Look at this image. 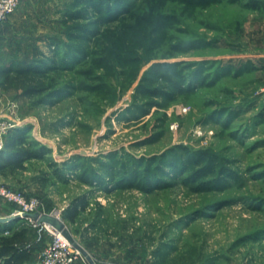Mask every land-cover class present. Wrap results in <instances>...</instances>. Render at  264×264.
I'll return each instance as SVG.
<instances>
[{
	"label": "rangeland",
	"instance_id": "374dc122",
	"mask_svg": "<svg viewBox=\"0 0 264 264\" xmlns=\"http://www.w3.org/2000/svg\"><path fill=\"white\" fill-rule=\"evenodd\" d=\"M87 2L23 0L0 34V69L51 66L0 88V123L46 152L0 185L60 212L96 264H264V14L232 0ZM154 63L170 66L153 76ZM1 227H26L40 263L47 235L16 217Z\"/></svg>",
	"mask_w": 264,
	"mask_h": 264
},
{
	"label": "trees",
	"instance_id": "16d2710c",
	"mask_svg": "<svg viewBox=\"0 0 264 264\" xmlns=\"http://www.w3.org/2000/svg\"><path fill=\"white\" fill-rule=\"evenodd\" d=\"M232 1L239 4L243 10L264 14V0ZM89 3L90 2L88 0L87 4ZM48 61L49 59H34L24 62L21 65L23 66L22 68L9 66L6 69H0V88H11V74L13 73L19 76H34L44 74L46 72V69H49L51 67L48 65ZM12 65L14 64L12 63ZM169 66L170 65L168 63H154L151 65L149 71L151 72V74H153V76H158L159 74L166 73L165 71ZM23 89L24 88H21V90ZM41 90L44 89H41L40 87H27L23 90V94L26 97H31L36 93L41 92ZM148 90L149 89H147L143 93L149 94L153 97H156V95H158L157 91ZM7 135L8 136H6L4 148L0 152V177H4L7 174L24 172L26 171V164L28 162L34 159L41 158L43 154H46V152H44L45 150L42 147L38 149V146L40 145H38L37 142L28 140V137L23 129L14 128L10 130ZM86 205V202H82L79 205L74 204L71 209L65 214V218L68 220V222L71 224L75 223L78 215L80 214V211L85 210ZM9 206L12 207L11 205ZM20 220L25 221L24 219ZM2 225L3 224H0V264H28L29 262H31L34 247L26 243L28 229L24 227L21 230H17V228L13 227H1ZM3 233L6 234L3 235ZM152 254L156 260L163 262L166 260L168 252L165 250H161V248H155L152 251ZM190 254V259L195 257L193 252ZM196 263L212 264L210 260L205 263H202L200 260L189 261V264Z\"/></svg>",
	"mask_w": 264,
	"mask_h": 264
},
{
	"label": "built area",
	"instance_id": "2783aa9c",
	"mask_svg": "<svg viewBox=\"0 0 264 264\" xmlns=\"http://www.w3.org/2000/svg\"><path fill=\"white\" fill-rule=\"evenodd\" d=\"M23 0H0V25L4 23L10 15L15 13ZM19 123H0V152L5 145L8 132L18 126ZM0 202L13 207L11 216L21 217L23 214L47 213L43 209L39 199L27 197L23 192L7 188L0 185ZM55 213L61 217L60 212ZM27 223L33 225L38 232V237L44 235L49 237L41 256L39 264H73L80 254L71 246L69 241L52 227L46 224L36 225L30 218L24 219Z\"/></svg>",
	"mask_w": 264,
	"mask_h": 264
},
{
	"label": "water",
	"instance_id": "95a60500",
	"mask_svg": "<svg viewBox=\"0 0 264 264\" xmlns=\"http://www.w3.org/2000/svg\"><path fill=\"white\" fill-rule=\"evenodd\" d=\"M13 216L10 217H0V224H5L12 220ZM17 219L30 218L36 225L46 224L52 227L57 232H60L71 244V246L80 254L87 264H96L87 250L76 242L70 232L68 231L64 220L58 217L55 213H33V214H23L21 217H16Z\"/></svg>",
	"mask_w": 264,
	"mask_h": 264
},
{
	"label": "crops",
	"instance_id": "0c3cea01",
	"mask_svg": "<svg viewBox=\"0 0 264 264\" xmlns=\"http://www.w3.org/2000/svg\"><path fill=\"white\" fill-rule=\"evenodd\" d=\"M22 16H23V14L22 13H18V12L17 13H13L12 15H10L9 18L5 21V23L2 26H0V34L3 35L9 29L13 28L14 20L21 19Z\"/></svg>",
	"mask_w": 264,
	"mask_h": 264
}]
</instances>
